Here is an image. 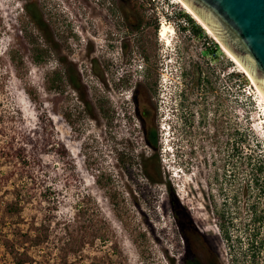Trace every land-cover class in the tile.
I'll list each match as a JSON object with an SVG mask.
<instances>
[{
  "label": "rangeland",
  "instance_id": "374dc122",
  "mask_svg": "<svg viewBox=\"0 0 264 264\" xmlns=\"http://www.w3.org/2000/svg\"><path fill=\"white\" fill-rule=\"evenodd\" d=\"M34 1L40 27L24 0H0V264H15L7 240L25 264H179L187 243L264 264L250 75L177 0Z\"/></svg>",
  "mask_w": 264,
  "mask_h": 264
},
{
  "label": "water",
  "instance_id": "95a60500",
  "mask_svg": "<svg viewBox=\"0 0 264 264\" xmlns=\"http://www.w3.org/2000/svg\"><path fill=\"white\" fill-rule=\"evenodd\" d=\"M244 67L264 97V0H182Z\"/></svg>",
  "mask_w": 264,
  "mask_h": 264
},
{
  "label": "flooded vegetation",
  "instance_id": "af4514ba",
  "mask_svg": "<svg viewBox=\"0 0 264 264\" xmlns=\"http://www.w3.org/2000/svg\"><path fill=\"white\" fill-rule=\"evenodd\" d=\"M122 84H118L117 90L123 89ZM142 93H137L135 97H139ZM150 88H146L143 92L142 99H135L136 102V114L138 115L141 123L142 134L144 136L145 142L150 145L149 140L151 136L150 126H148V118L150 116ZM184 240L186 237L184 235ZM187 241V240H186ZM186 243V242H185ZM179 264H222L220 262V257L215 251H209L206 249H191L189 245H185L181 257L179 259Z\"/></svg>",
  "mask_w": 264,
  "mask_h": 264
},
{
  "label": "trees",
  "instance_id": "16d2710c",
  "mask_svg": "<svg viewBox=\"0 0 264 264\" xmlns=\"http://www.w3.org/2000/svg\"><path fill=\"white\" fill-rule=\"evenodd\" d=\"M24 1H25L24 6H25V9H26V12H27V15H28L30 21L34 25H36L37 27H40L39 22L42 20V17H41V12L37 7L36 1H34V0H24ZM185 16L188 18L189 21L193 22L188 17V15H185ZM192 31L197 35H200V33L202 32L200 27L196 24L195 25L193 24ZM215 50H218V47H216V45H215ZM241 74H242L241 72L240 73H238V72L234 73V71L231 73L232 76H242ZM153 141H154V139L151 135L150 140H149V143L151 146L153 145ZM62 153L66 154L65 151H62ZM22 160L25 161V158L23 157ZM255 170L261 171L262 169H261V167H257ZM254 180H256V179H254ZM255 182H257V181H255ZM171 206H172V209L174 211L175 216L178 218L179 203H178L177 199H175L173 197V195H171ZM262 219H263V215H259V216L255 217L254 221L260 222V221H262ZM5 247L13 255V258L15 259V264H25L28 261V259L21 257V255L19 254L17 249H15L14 245L12 243H10V240L5 241Z\"/></svg>",
  "mask_w": 264,
  "mask_h": 264
},
{
  "label": "bare ground",
  "instance_id": "6f19581e",
  "mask_svg": "<svg viewBox=\"0 0 264 264\" xmlns=\"http://www.w3.org/2000/svg\"><path fill=\"white\" fill-rule=\"evenodd\" d=\"M177 2L181 3L183 5L184 8H186L187 12L201 25L203 26V28L206 30L207 34H210L218 43L219 45L221 46V48L224 50V52H226L230 57L233 58V60L237 63V65L239 66L240 70L241 71H244L248 74V72L244 69V67L231 55V53L221 44V42L216 38V36L212 33V31L191 11V9L182 1V0H177ZM172 31V28L167 25V24H164L162 26V28L160 29L159 31V37L162 38V39H165V41L167 40V42L170 41V38H169V33ZM257 89V88H256ZM260 97H261V100L263 101V106H264V97L263 95L259 92V90L257 89ZM163 130H165L166 132V129L163 128ZM167 137H169V135L167 134Z\"/></svg>",
  "mask_w": 264,
  "mask_h": 264
},
{
  "label": "clouds",
  "instance_id": "9594fccd",
  "mask_svg": "<svg viewBox=\"0 0 264 264\" xmlns=\"http://www.w3.org/2000/svg\"><path fill=\"white\" fill-rule=\"evenodd\" d=\"M171 140H173V138H171ZM175 142H177V140ZM175 142L174 141H170V143L168 145H164L163 146V149H166V147H169V152H167L166 150H164V151L167 152L169 155H171V157L174 158V159L179 157V154H178L179 145L177 143H175Z\"/></svg>",
  "mask_w": 264,
  "mask_h": 264
}]
</instances>
